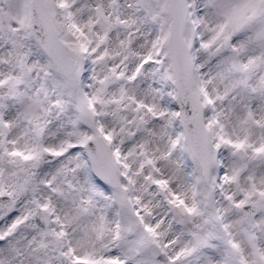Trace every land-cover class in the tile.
<instances>
[{
  "label": "snow or ice",
  "instance_id": "1",
  "mask_svg": "<svg viewBox=\"0 0 264 264\" xmlns=\"http://www.w3.org/2000/svg\"><path fill=\"white\" fill-rule=\"evenodd\" d=\"M0 264H264V0H0Z\"/></svg>",
  "mask_w": 264,
  "mask_h": 264
}]
</instances>
